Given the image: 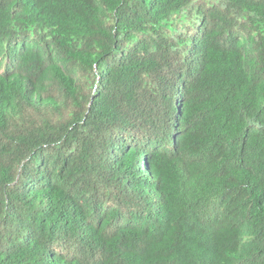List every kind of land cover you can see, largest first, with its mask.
I'll use <instances>...</instances> for the list:
<instances>
[{
  "label": "trees",
  "instance_id": "obj_1",
  "mask_svg": "<svg viewBox=\"0 0 264 264\" xmlns=\"http://www.w3.org/2000/svg\"><path fill=\"white\" fill-rule=\"evenodd\" d=\"M0 264H264V0H0Z\"/></svg>",
  "mask_w": 264,
  "mask_h": 264
}]
</instances>
